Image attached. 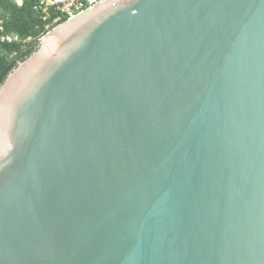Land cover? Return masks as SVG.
Instances as JSON below:
<instances>
[{
  "label": "water",
  "instance_id": "95a60500",
  "mask_svg": "<svg viewBox=\"0 0 264 264\" xmlns=\"http://www.w3.org/2000/svg\"><path fill=\"white\" fill-rule=\"evenodd\" d=\"M0 264H264V0H103L0 85Z\"/></svg>",
  "mask_w": 264,
  "mask_h": 264
},
{
  "label": "trees",
  "instance_id": "16d2710c",
  "mask_svg": "<svg viewBox=\"0 0 264 264\" xmlns=\"http://www.w3.org/2000/svg\"><path fill=\"white\" fill-rule=\"evenodd\" d=\"M36 2L37 0H25L24 6L19 7L11 0L2 1V7L9 16L7 30L18 33L24 39L32 37V41L27 46L0 43V85L19 61L24 60L36 50L42 37L68 19L64 17L61 21L54 23L57 13L51 11V14L47 15L37 10Z\"/></svg>",
  "mask_w": 264,
  "mask_h": 264
},
{
  "label": "built area",
  "instance_id": "2783aa9c",
  "mask_svg": "<svg viewBox=\"0 0 264 264\" xmlns=\"http://www.w3.org/2000/svg\"><path fill=\"white\" fill-rule=\"evenodd\" d=\"M2 1L0 0V43L20 44L27 46L32 37L24 39L18 33L9 32L7 30V21L9 20L8 14L2 7ZM17 6L23 7L25 0H11ZM103 0H37L35 8L41 10L47 15L51 14V11H55L57 16L54 18V23L61 21L64 17L68 19L74 17L80 12L91 8Z\"/></svg>",
  "mask_w": 264,
  "mask_h": 264
}]
</instances>
